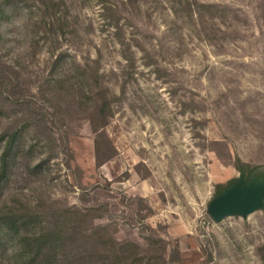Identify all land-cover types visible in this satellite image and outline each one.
I'll return each instance as SVG.
<instances>
[{
    "label": "rangeland",
    "instance_id": "obj_1",
    "mask_svg": "<svg viewBox=\"0 0 264 264\" xmlns=\"http://www.w3.org/2000/svg\"><path fill=\"white\" fill-rule=\"evenodd\" d=\"M2 159V160H1ZM264 0H0V264H264Z\"/></svg>",
    "mask_w": 264,
    "mask_h": 264
},
{
    "label": "water",
    "instance_id": "obj_2",
    "mask_svg": "<svg viewBox=\"0 0 264 264\" xmlns=\"http://www.w3.org/2000/svg\"><path fill=\"white\" fill-rule=\"evenodd\" d=\"M253 171L245 181L244 173L238 171L237 179L217 193L207 205V213L219 222L228 216H247L264 206V179Z\"/></svg>",
    "mask_w": 264,
    "mask_h": 264
},
{
    "label": "trees",
    "instance_id": "obj_3",
    "mask_svg": "<svg viewBox=\"0 0 264 264\" xmlns=\"http://www.w3.org/2000/svg\"><path fill=\"white\" fill-rule=\"evenodd\" d=\"M1 160H2V159H1ZM255 169H257V167L251 168V169L249 170V172L246 173L245 170H244V168H243V166H238V170L244 172V174H245V176H244L245 180H248V179H249V175H250V173H251L253 170H255ZM259 175H260L261 177H263V179H264V170H262V171L260 172ZM236 179H237V177L234 178L233 180H231L230 183H229V185H230L231 183H233ZM229 185H226V186L218 185L217 193H219L222 189H224L225 187H227V186H229ZM217 193H216V194H217Z\"/></svg>",
    "mask_w": 264,
    "mask_h": 264
},
{
    "label": "flooded vegetation",
    "instance_id": "obj_4",
    "mask_svg": "<svg viewBox=\"0 0 264 264\" xmlns=\"http://www.w3.org/2000/svg\"><path fill=\"white\" fill-rule=\"evenodd\" d=\"M255 170H257V169H255ZM255 170H253V171H255ZM253 171L250 173V175L253 173ZM244 173V172H243ZM260 171L258 170L256 173H255V175L257 176V177H261L260 175ZM250 175H249V179H250ZM244 176H245V174H244ZM263 178V177H262ZM248 179V180H249ZM248 180H245V181H248Z\"/></svg>",
    "mask_w": 264,
    "mask_h": 264
}]
</instances>
